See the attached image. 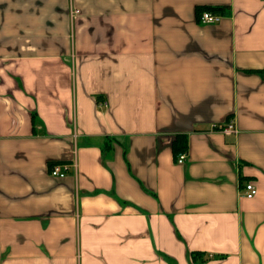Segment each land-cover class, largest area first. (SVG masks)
<instances>
[{
	"label": "crops",
	"instance_id": "1",
	"mask_svg": "<svg viewBox=\"0 0 264 264\" xmlns=\"http://www.w3.org/2000/svg\"><path fill=\"white\" fill-rule=\"evenodd\" d=\"M0 264H264V0H0Z\"/></svg>",
	"mask_w": 264,
	"mask_h": 264
},
{
	"label": "built area",
	"instance_id": "2",
	"mask_svg": "<svg viewBox=\"0 0 264 264\" xmlns=\"http://www.w3.org/2000/svg\"><path fill=\"white\" fill-rule=\"evenodd\" d=\"M222 19V16L220 14L217 13H213L210 11H205L201 14L200 17V21L203 24H215V23H219ZM105 105V104H104ZM235 131V126L232 124L230 126H228L227 132L231 133ZM187 159V154H181L180 156H178L177 158V163L182 164L186 161ZM51 175L53 177H58V178H64L67 176V172L63 171L59 166H55L52 171H51ZM257 194V188L256 186L252 183V182H248L245 186V195L247 198H254Z\"/></svg>",
	"mask_w": 264,
	"mask_h": 264
},
{
	"label": "trees",
	"instance_id": "3",
	"mask_svg": "<svg viewBox=\"0 0 264 264\" xmlns=\"http://www.w3.org/2000/svg\"><path fill=\"white\" fill-rule=\"evenodd\" d=\"M225 7H219V8H207L204 10H201L200 13L202 14L203 11H210L213 13H217L220 15H225ZM189 149V141L187 136L185 135H179L177 137V139L173 142L172 145V151H173V156L175 158V160H177L178 156H180L181 154L187 153ZM194 257H197V254L193 255Z\"/></svg>",
	"mask_w": 264,
	"mask_h": 264
}]
</instances>
